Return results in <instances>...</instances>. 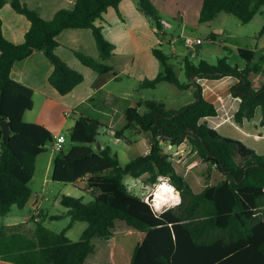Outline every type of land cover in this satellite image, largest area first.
Returning <instances> with one entry per match:
<instances>
[{
    "label": "trees",
    "instance_id": "trees-1",
    "mask_svg": "<svg viewBox=\"0 0 264 264\" xmlns=\"http://www.w3.org/2000/svg\"><path fill=\"white\" fill-rule=\"evenodd\" d=\"M119 2L74 0L72 9H58L51 19L45 20L20 0H0V8L9 3L29 21L23 41L15 44L4 37L0 20V121L6 120L10 127L6 141H2L0 128V216L13 205L25 206L32 192L29 182L35 159L53 141L45 126L23 120V113L32 108V90L11 78L12 65L35 50L42 51L52 65L48 83L61 95L69 93L82 82L83 76L56 54V35L67 28L90 29L100 59L109 58L114 45L104 38L99 22L103 13L109 7L117 8ZM136 5L161 29L160 14L150 0H136ZM221 12L248 23L256 14H264V0H203L198 22L211 21ZM263 33L264 23L258 36ZM152 51L161 70L139 86L154 88L160 82L179 89L192 86L194 100L175 109L154 100L138 101L127 107L114 138L124 139V132L135 128L150 134V147L146 154L132 157L125 164L101 142V123L79 115L68 130L72 146L53 157L51 179L66 183L83 181L93 191V197L88 202L81 197H60L70 221L59 232L36 219L27 230L21 223L1 224L0 259L6 264H85L94 250L91 239L95 237H111V264H264V155L239 140L220 135L205 121L200 122L204 117L215 116L216 108L202 97L201 86L196 82L199 78L235 77L237 82L230 92L240 103L233 120L238 124L249 120L260 107L264 123L261 62L254 61L255 52L248 48L236 49L247 63L244 68L231 65L226 56L218 58L215 64L204 60L194 64L184 58L183 69L190 82L181 83L169 62L171 57L160 49ZM74 54L99 75L111 72V67L87 55ZM141 106L143 112L139 111ZM182 143L190 146L199 160L214 165L225 178L195 193L163 152L164 145ZM126 176L145 177L150 184L165 177L179 191L180 201L155 213L143 196L128 188ZM50 218L57 219L59 215ZM116 220L123 221L131 231L113 235ZM75 221L87 225L80 238L72 241L66 231Z\"/></svg>",
    "mask_w": 264,
    "mask_h": 264
},
{
    "label": "crops",
    "instance_id": "crops-1",
    "mask_svg": "<svg viewBox=\"0 0 264 264\" xmlns=\"http://www.w3.org/2000/svg\"><path fill=\"white\" fill-rule=\"evenodd\" d=\"M20 1L26 4L28 8L36 10L45 20L51 19L58 9H72L74 5V0ZM150 1L161 17L162 27L159 30L154 26L150 18L138 9L136 0H120L117 8L109 7L103 13L102 20L99 22L102 34L106 40L114 45L113 53L107 59H100L90 29L67 28L56 35V40L59 43L55 50L56 54L83 76L82 82L67 94H59L48 83L52 65L42 51L35 50L28 57L15 61L10 71L11 78L32 90V108L23 113V120L27 113L33 111L34 98L37 97L39 101L38 111L37 113L34 112L33 116L29 117L30 120L26 122L42 124L51 132L53 139L56 135H61L60 131L63 130L62 128L69 130L79 115L94 119L100 118L97 119L102 125V129L100 128L99 131L103 133L102 122L107 120L106 129L109 131L112 127L110 123L113 115L120 113L122 116L127 107L134 106L138 101L144 100L141 96L128 99L129 92L127 90L121 91L116 95L109 86L110 83L112 81L124 82L125 80H133L134 82H139L140 85L144 79L154 78L159 72V65L152 50L154 48L158 49L157 46L161 47L162 43L168 45L169 54L166 55L170 56L171 59L177 60L180 58L184 60L183 57L187 58V56H182L183 54H181V49H186L183 45V37L188 36L200 39L198 36L193 37L190 35L194 31L193 29L197 30L201 25L209 27L208 23L220 15L219 13L211 21L199 23V12L203 0ZM261 15H263V18L260 21L263 25L264 14ZM169 19L177 25L179 31L177 34L166 32L167 28L172 27V24L168 21ZM0 20L4 37L12 43H21L24 33L29 28V21L22 14L14 11L9 3H5L0 8ZM208 34L210 39L214 41V32L210 31ZM261 36H258V40L248 49H252L255 52L254 61L261 62V76L264 77V66L262 64L264 63V38L258 42ZM229 38H235V36L231 35ZM202 44L203 42L195 46L196 55L202 53L200 60L213 64L211 63L212 58L224 56L219 50L215 51L209 46H202ZM225 46L235 53H237V48H246L234 41H229V44H225ZM74 52H80L111 67V72L99 75L96 71L83 65L76 58ZM261 58H263L262 61L260 60ZM239 59H235L234 64L239 68H244L247 64L246 61L240 56ZM236 81L233 76H223L219 79H196V82L201 86L202 97L211 102L216 108L215 116L204 117L200 122L205 121L209 127L215 129L220 135L239 140L257 154L264 155V123L261 122L262 113L260 107L255 109L254 116L249 120H244L240 124L233 120L234 112L238 109L240 103V99L230 93V88ZM187 90L192 93L191 99L187 102L189 103L194 100V88L190 86ZM139 111L143 112L144 107H139ZM55 116L58 117V122L55 121ZM108 131H105V133L110 134ZM130 133H133V137L136 136L137 138L129 137L128 134ZM124 134L125 137L122 140L127 142L129 147L135 146L138 155L148 152L150 147L149 133L132 128L125 131ZM101 142L104 144L103 141ZM71 146L72 144H70ZM163 148V152L169 155L177 173L187 180L195 193L200 192L207 185H214L225 178L214 165L210 166L207 162L199 160L195 152L185 143L177 146L167 144ZM127 149L129 150V148ZM54 156L55 154L49 153V156L46 157L44 163L45 171L51 165ZM38 157L39 155L35 159V168ZM144 181L145 177L131 178L130 181L125 183L131 185L132 191L138 194L135 191L140 190ZM74 184H80V181ZM86 190L91 191L90 189ZM166 197L170 200L169 194ZM161 198L165 197L161 195L157 201ZM37 201V193L31 192L27 203L36 207ZM129 231H131L129 227L120 225L114 235ZM0 264H6V262L0 259Z\"/></svg>",
    "mask_w": 264,
    "mask_h": 264
},
{
    "label": "rangeland",
    "instance_id": "rangeland-1",
    "mask_svg": "<svg viewBox=\"0 0 264 264\" xmlns=\"http://www.w3.org/2000/svg\"><path fill=\"white\" fill-rule=\"evenodd\" d=\"M261 18H263V15L258 13L250 22L242 23L235 16L225 12H221L218 17L208 23L209 27H206L207 25H201L197 30L193 29L194 31L190 33V35L193 37L198 36L203 42L202 46H209L215 51L219 50L222 55L229 57L228 62L231 65H235L234 60H240L239 56L237 53L231 52V49H228L225 44L227 45L229 44V41H234L235 43H240L241 45H243V47L246 48H250L251 46H253L254 42L258 40V33L262 26V22L260 21ZM168 21L172 24V27L167 28L166 32L171 34H177L179 32L177 25L173 23L171 19H169ZM210 31L214 32V41L210 39V36L208 34L210 33ZM231 35L235 36V38H229ZM263 38L264 34L261 36V39H259L258 42H260ZM157 48L160 49L163 53L169 54L167 44L162 43V46H157ZM181 54H183L182 56L186 55L187 59L194 64H197L202 56V53H200V55L198 54L195 56H190V52L184 48L181 49ZM217 59L218 58L216 57L212 58L211 63L215 64ZM156 60L158 61L160 71L161 64L157 58ZM169 62L173 64V69L179 81L181 83H188L190 81V77L188 78L184 72L183 60L180 58H178L177 60L169 59ZM262 64L264 66V63ZM109 86L111 87L113 93L116 95H118V93H120L121 91L127 90L129 92V95L127 96L128 99H134L136 97L141 96L144 100H154L156 102H161L165 105L166 108H179L180 106L187 103L192 97V93H189L187 89H179L174 84L168 82H160L154 88L140 87L139 82L137 83L133 80H125L124 82L112 81ZM38 103L39 101L37 100V97H35L34 109L33 111L25 115V121H29V117H32L34 112L37 113ZM112 117L113 118L110 123V126L112 127L109 129V131L106 129L107 120H105V122H102L104 133L105 131H108L111 135L107 132L105 134L103 132H100V139L112 151H115L117 153L120 163L125 164L130 160L131 157L138 155L137 148L135 146L129 147L128 143L124 140L114 138V131L120 130L121 128L122 116L120 113H118L113 115ZM59 118L61 119V117ZM55 119V121L58 122L57 116H55ZM62 129L63 130H61L60 133L65 138L64 143H62V151H68L70 149L71 144L68 137V130H66L65 128ZM133 135V133L128 134L129 137H133ZM133 138L136 139L137 137L135 136ZM127 148H129V150ZM58 152L59 151H55L52 149V142H48L46 144V150L39 154V157L36 161V168L34 169L33 176L29 182V187L33 193H37V206L33 207L31 206V204L28 203H26L24 207H17L16 205H13L7 214L0 216V225L25 222L21 224L22 227L27 230L33 227L34 219H36L42 220L43 225L49 228L50 230L54 232H59L65 227H67L70 221L69 216L65 214L66 208L63 207L59 202L60 197L62 195L81 197L83 202H88L92 199L93 191L86 190L87 188L85 182L80 181V184H74L53 181L51 179V165L48 167L47 171H45L44 163L46 161V157L49 156V153L56 155ZM124 180L125 182L130 181L131 177L126 176ZM144 183L140 190L135 191L141 196H144L148 191H151L153 189L156 190V187H158L160 181L155 184L146 183L145 181ZM127 186L130 190H132L131 185ZM153 197V200L156 202L157 207L161 208L162 202L160 200L157 201L160 196H156L155 194H153ZM178 202L179 200H167L163 203V206L169 207ZM56 215H59V218H50L51 216ZM86 225V222L75 221L71 225V227L66 231V235L72 241H76L80 238L81 232L86 227ZM120 225L128 227L123 221L116 220L114 228L112 229L113 235L118 231ZM91 243L94 247V250L87 256L85 264H111V237L107 239L95 237L91 239Z\"/></svg>",
    "mask_w": 264,
    "mask_h": 264
},
{
    "label": "built area",
    "instance_id": "built-area-1",
    "mask_svg": "<svg viewBox=\"0 0 264 264\" xmlns=\"http://www.w3.org/2000/svg\"><path fill=\"white\" fill-rule=\"evenodd\" d=\"M202 41L201 39H194L191 37H183V45L184 47L190 52V56H195L196 51H195V46L200 44ZM65 138L63 135H56L52 141V149L55 151H61L62 150V143L64 142ZM158 181H166L168 182V179L165 177H159ZM169 183V182H168ZM157 186V185H156ZM154 189L151 191H148L144 196L145 202H147L153 209L155 213H160L163 211L166 207L163 206L161 208L156 207L155 202H154V197H153Z\"/></svg>",
    "mask_w": 264,
    "mask_h": 264
},
{
    "label": "bare ground",
    "instance_id": "bare-ground-1",
    "mask_svg": "<svg viewBox=\"0 0 264 264\" xmlns=\"http://www.w3.org/2000/svg\"><path fill=\"white\" fill-rule=\"evenodd\" d=\"M174 191L177 193L176 189L175 188L173 189V187L170 186L168 183H166V182H160L158 184V187H156V190H154V193L153 194H156V196L163 195L165 198L160 199V201L163 204L164 202H166L168 200L167 199L168 197H166V196H168V194L170 196V200L178 201L180 199L179 198V194L178 193L176 194ZM162 204H161V206H162ZM155 205H156V202H155ZM156 207H157V205H156Z\"/></svg>",
    "mask_w": 264,
    "mask_h": 264
},
{
    "label": "water",
    "instance_id": "water-1",
    "mask_svg": "<svg viewBox=\"0 0 264 264\" xmlns=\"http://www.w3.org/2000/svg\"><path fill=\"white\" fill-rule=\"evenodd\" d=\"M0 128L2 131V141H6L10 135V127L7 124L6 120L0 121ZM176 191L179 194V191L178 190H176Z\"/></svg>",
    "mask_w": 264,
    "mask_h": 264
}]
</instances>
